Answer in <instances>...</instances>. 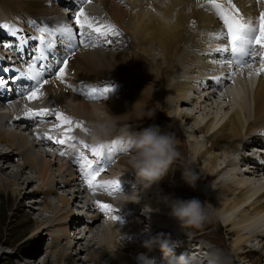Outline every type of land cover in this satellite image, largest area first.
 <instances>
[{
    "label": "bare ground",
    "instance_id": "6f19581e",
    "mask_svg": "<svg viewBox=\"0 0 264 264\" xmlns=\"http://www.w3.org/2000/svg\"><path fill=\"white\" fill-rule=\"evenodd\" d=\"M218 2L224 3L231 10V5L226 0ZM66 3L67 0H0V18L5 17L8 23H15L17 28L23 29L19 35L13 36L14 40L9 44L11 47L3 49V45H0L3 54L0 63L23 70L27 68L24 62L36 55L37 40L31 39L18 47L22 38H28L25 35L27 32L31 37L40 35L38 27L27 23V19L36 20L40 27L68 23L74 30H78L72 19V12L68 15L67 22L56 19V16L66 18ZM232 3L245 18L257 19L260 12L264 11V2L261 0H232ZM84 9L97 26L101 25L98 22L112 23L121 34L109 37L111 44L103 43L88 48L80 46L69 60L65 83L55 77H45L49 79V83L40 90L43 95L34 103L37 102L38 110L49 109L50 114L39 118L45 121L54 119L63 133L68 125H60L56 119L57 112L85 122L86 126L97 120L113 119L107 105L104 107L99 99L92 100L84 94L90 83L92 87L108 86L111 81L113 84L118 82L120 73L134 77L140 75L142 85L156 82L154 87L157 86L158 91L156 93L152 90L153 86L147 87L150 90L146 92L148 98L158 96L157 104L160 109H170L164 117L173 121L169 124L170 127L165 123L161 128L172 130L180 138L183 136L181 131L188 134L186 125L192 124L193 133L187 136L190 158L182 161V165L191 168L193 164L197 166L200 172L198 184L202 188L214 184L207 192L209 197L206 202L209 204L216 194L218 209L214 214L210 213V221L207 220L199 229L181 227L177 220L169 216L170 209L158 198L159 190L161 195L174 199L194 197L182 179L181 165L178 164L173 165L175 169L169 171L158 188L153 186L145 189L137 185L139 203L125 204L119 199L122 193L131 192L130 187H121L118 193L110 191V194L105 192L109 188L91 191L77 160L69 161V165L61 163V160L58 162L57 159L61 158L59 150L51 146L50 140L43 134L35 139L30 129L36 120L23 118V112L32 109L31 103L29 105L31 101L14 93L8 101L11 105L3 107L5 114L0 112V191L19 195L20 191L24 192L32 183L37 185L33 196L38 194L39 198L30 201L33 206L29 212L37 215V230H46L54 244H59L62 239L66 240L63 246L56 245L58 248L51 253L54 264H88L91 261L103 264L104 258L109 259L107 264H146L148 260L157 264L155 254L160 251L156 249L149 252L142 246L148 235L154 236L157 233L170 234L173 241H178L186 250L195 253L191 264H261L264 261V183L258 181L264 178V161L254 158V163L249 165L242 157L241 150L251 144L257 151L264 146V72L258 77L251 70L252 64L244 67L230 65L235 68L231 69L227 63L223 66L213 63V59L220 60V55L208 53L219 46L220 42H213L210 37L221 28L222 22L207 4V0H92V3L84 5ZM4 41L3 38L0 43ZM59 51L57 49V56ZM262 58L264 55L259 56L258 68L264 62ZM42 63L53 66V58L49 56ZM72 70H75L76 76L70 74ZM233 71L235 76L229 79L228 74ZM88 77L91 81H88ZM215 77L223 78L217 84ZM25 85L26 83L23 84ZM199 93L203 94L197 97ZM114 95L118 93L115 92ZM46 96L52 99L47 101L44 99ZM218 96L227 101L222 108L219 107L221 102H216ZM115 100L112 106L116 108L124 104L121 99ZM191 104L195 106L191 113L183 110ZM16 116L22 118L14 119ZM72 124L78 129L80 136L88 139L85 137V124L76 127L74 120ZM115 132L112 135L114 137L108 139L109 145L115 144L110 157L112 161L109 160L108 166L104 167L108 175L101 172L96 180L125 179L123 186L127 183L132 185L130 179L136 177V174L128 165V155H121L130 153L132 149L116 138L115 134L119 131ZM198 133L202 135L200 140L197 138ZM69 136L72 137L71 134ZM74 143L76 146V142ZM37 145H42L43 148L46 146L50 156L37 151ZM122 146L126 150H121ZM6 147L10 151H4ZM14 157L22 159L23 164L12 174H7V164ZM48 157L54 158V162L47 160ZM28 169L33 176L22 178ZM58 186L69 187L68 196L73 202L80 198L81 212L89 214L81 220L84 222L82 226L92 235L90 239L84 235L74 239L70 237V230L78 225L79 218L73 217L69 221L65 217L66 214L73 213L68 197L58 198L63 204L62 209L55 208L52 202L46 201L48 195L56 193ZM97 201L100 204H110L113 210L102 212ZM146 205L152 209L159 208L160 211L150 214ZM42 211L52 213L48 217ZM112 216H119L120 220H113ZM102 217L105 219L97 227ZM147 226L150 227V233L143 232ZM213 227L215 229L210 231ZM76 228L79 229L80 226ZM224 230L227 238L225 235L222 237ZM77 245H84L79 251L86 252L87 255L78 256L79 260L75 261L71 252ZM185 252L188 251L179 252L178 255H185Z\"/></svg>",
    "mask_w": 264,
    "mask_h": 264
},
{
    "label": "snow or ice",
    "instance_id": "6c2138e0",
    "mask_svg": "<svg viewBox=\"0 0 264 264\" xmlns=\"http://www.w3.org/2000/svg\"><path fill=\"white\" fill-rule=\"evenodd\" d=\"M227 4L231 5V10L225 7L224 3L218 2V0H207V4L211 6V9L215 11V14L222 22L221 28L212 34L210 39L213 42L219 41L220 44L214 49H211L208 53H219L220 60L213 59V63H219L223 66L225 63L229 65H235L236 67H244L252 62V58L256 52V45L260 48H264V11L260 12L257 19L252 17L245 18L240 15V10L236 7L232 0H226ZM264 2V0H261ZM92 3V0H67L64 5L73 13L72 19L75 22V26L78 30H74L71 24L65 23L58 26H37V21L34 19H27V23L38 27L39 36H32L28 38H22L20 40L21 45L27 44L29 40L34 39L38 41V45L35 48L36 55L31 56L27 63L26 69H17V76H13L10 79L17 80L23 78L26 81V85L20 91V95L25 96L29 101L39 99L43 93L40 91L44 85L49 83L48 77H55L61 83H65V77L68 75L67 69L69 67L70 58L75 55V52L80 46L85 48L97 47L103 43L111 44L112 41L109 37L120 36V31L117 26L112 23H105L97 26L92 18L85 12L84 5ZM195 23L194 21L192 22ZM3 24H0V28ZM8 30L11 35L16 36L19 32L23 31L22 28H17L15 23H8ZM5 47H11L9 44H5ZM57 49H59V55L57 56ZM53 58V66L43 64L44 60L48 57ZM264 59V58H262ZM10 69L5 68L7 72ZM264 72V64L258 70ZM235 76V72H230L228 78ZM223 77H215L217 84L221 82ZM6 85V80L3 76H0V87ZM68 87H72L68 85ZM115 85L112 81L108 86L104 87H90L87 88L84 94L87 98L92 100H98L101 98L107 99L109 94L113 93ZM80 91V89H77ZM50 114V110L42 108L38 111L32 109H26L23 112V118L29 120H37L39 117H45ZM22 117L16 116L14 119L20 120ZM56 119L60 122V125H69L65 129V138L55 140L58 145H64L68 140L73 139L66 134L72 131V119L65 116L61 112L56 113ZM76 127H81L80 123H77ZM87 131V129H85ZM37 138H40L39 135ZM47 139L52 140V136H46ZM75 146V145H73ZM84 148H89V145L84 144ZM115 144L112 145L102 144L91 148V153L95 158L94 161L88 160L86 156L77 157L78 163L81 164L83 178L88 185V188L95 192L98 188L113 190L120 189L119 181H100L97 182L96 177L104 171L102 166L105 152L107 151L108 157H111L114 151ZM51 150V149H50ZM121 150H126V147L122 146ZM60 155H65L63 150L60 151ZM95 164V166H94ZM102 212H111L112 206L110 204H100L97 201ZM113 220H120L119 216H112Z\"/></svg>",
    "mask_w": 264,
    "mask_h": 264
},
{
    "label": "rangeland",
    "instance_id": "374dc122",
    "mask_svg": "<svg viewBox=\"0 0 264 264\" xmlns=\"http://www.w3.org/2000/svg\"><path fill=\"white\" fill-rule=\"evenodd\" d=\"M0 35H1V32H0ZM28 37H30V36L28 35ZM3 38L4 37H2V40H3ZM71 72H70V74H72V76H76L75 70H72ZM120 75L121 76L119 77L118 82L117 83L114 82V85H115L114 92L109 94V97L107 99H105V98H103L101 100L99 99V102L102 103V105L104 107H106L105 105L108 106L106 108L111 111V115L113 116V119L115 120L116 131H119V132H117V134H115L116 138H118L120 136L121 129H129V130H133V131H138V130H140L144 127H148L149 125H152V124L159 125L160 127H162L165 123L166 124L168 123V126H169V124H172V122H173L172 120H167L164 117V114L165 113L168 114L170 112V109H168V110H166V108H164L163 110L160 109V107L157 104L158 103V96H155L154 98L150 99V98H148L149 95L146 93L147 91H150L149 89H147V87H149V86H153L152 90H154L157 93L158 87L157 86L154 87L156 82L153 84H151V82H148L149 84L147 83V84L142 85V81H140V79H139L140 75H137L136 77H134L133 75L125 74V73L124 74L120 73ZM122 78H125V79H122ZM88 79H89L88 81H91V79L89 77H88ZM99 83H101V81ZM91 85L92 84L90 83L89 88L92 87ZM132 86H140V87L133 88ZM101 87H104V86H101ZM225 88H226V86H224V89ZM115 92H117L118 95H114ZM201 94H203V93H199V95H197V97L201 96ZM116 98H117V101L119 99H121L122 102L124 103L123 105H121V107L119 106V108L112 106L113 103L116 101L115 100ZM44 99L45 100L47 99V101H50L52 98H50L49 96L48 97L46 96ZM113 100H115V101H113ZM89 101H91V100H89ZM34 102H35V100L29 102V105H30V103L32 105V103H34ZM216 102H221L220 106H219L220 108L224 107V105L227 103L226 100H224L223 98H221L219 96L216 97ZM110 103H112V104H110ZM36 104H37V102H36ZM6 108H8V107L6 106ZM194 108H195L194 104H191L190 107H184L183 110L186 111L187 113H191L194 110ZM4 111L6 112L5 108H4ZM71 119L76 121V123H80L81 125L85 124V126H86L85 122H82L80 120L78 121V119H73V118H71ZM117 119L119 121H117ZM120 120H123V121H120ZM51 122H54V120H51ZM68 127H69V125H68ZM71 127L74 130L76 129L74 124H72ZM86 127L88 128V126H86ZM8 129H10V128H8ZM165 129H168V128H165ZM185 129H186V132L188 134L193 133V128H192L191 123H188L186 125ZM13 130L17 131L14 128H13ZM74 130H72V131H74ZM77 130L78 129H76L74 132L71 131L72 133L69 132L73 138L72 141H70V145H68V146L63 145L61 148H63L64 150L67 149V154H69L68 155L69 157H73V155H72V154H74L73 152H79V153L81 152V154L83 153V155H85V156L87 155L86 157L90 158V153H91L90 150L95 145H92V143H89L90 139H89L88 135L85 136L86 138L88 137V139H85L82 136H80V134ZM168 130H170V129H168ZM170 131H172V130H170ZM69 133H67V134H69ZM114 133H116V132H114ZM181 133L183 136H181L180 138L177 137L179 142H180L178 145L179 151L181 152V158L176 163L178 165H182L183 164L182 161L188 160L190 158V155H189V152L187 149V143H188L187 136H188V134L186 135L182 131H181ZM75 135L77 137H75ZM112 137H114V136H112ZM76 138H77V140H76ZM116 138L114 139V141H116ZM197 138H198V140H200L202 138V135L200 133H198ZM74 142H76V144H77L76 146H72V145H75ZM83 144L89 145V148H87V149L84 148ZM107 144L109 145V141L107 142ZM251 145L250 146L248 145L247 148H245L244 150H241L242 157H244L246 159V163H249V165L254 163V161L252 159H254V158L257 159V157H258V156H256V154L248 155L247 152H250V147L252 148ZM183 146H185L184 147L185 149L183 148ZM36 149L38 151V150H40V147H37ZM82 150H84V151H82ZM4 151H10V148L6 147ZM68 152H70V153H68ZM106 152H105L104 158L107 157L106 159H109V157L107 156L108 154ZM122 152L120 151V153H122ZM128 153H122L121 155L126 156V155H128ZM47 160L54 162L55 159L48 157ZM61 160H62V161H60L61 163H63V161L66 162L65 156H62ZM115 160H117V159L115 158ZM57 161L59 162V160H57ZM110 161H112V159H110ZM221 162H223V160H221ZM20 164L21 165L23 164L22 159L14 157L13 160L7 164V166L9 168L6 169V173L12 174V172H14L15 170H17L19 168ZM102 166L106 167L104 164ZM56 168H58V167L56 166ZM193 168L199 173V176H200V172L198 171L197 166H195L193 164ZM240 168L243 170L242 166ZM54 169H55V167H54ZM102 173H103V175L105 174V176L108 175V171H105V169H104V172H102ZM32 176H33V173L28 169V170H26V174H24V176H22V178L25 179V178H30ZM132 181H134V182H132ZM260 181L264 183V178L260 179L258 182H260ZM119 182H120V185L123 186L125 183V179H121V180H119ZM130 182L132 185H133V183H136V177L133 176L132 179H130ZM132 185H130V189L132 188ZM36 186L37 185L34 183H32L30 186H27L25 188L24 192L20 191L21 192V194L19 193V195H21L20 197H19V195H14L13 192L7 193L4 190L0 191V264H54V261L51 257V253L56 248H58L59 246L60 247L63 246L66 242L65 239H62L59 242V244H54V242L48 236V233H46L47 232L46 230H37V227H38V225L36 223L37 222V215H35V213L34 214L29 213L32 206H33V204L30 201L37 200L39 198L38 194L33 196L34 188H36ZM213 187H214V184H209L208 186H205V188H202L201 184H198V181H197V186L195 189H192L190 187L188 189L190 192H192V194L195 198H198L199 200L204 202V201H206V198L209 197V194H207V192L209 191V188H213ZM65 188L58 186L56 189V193L48 195L46 197V201L48 203L52 202L51 204L53 207L62 209L63 204L59 201L58 198L62 197V196L68 197V199L71 201L70 209L73 213L71 214V212H70V213L66 214L65 217H67L69 221L72 220L73 217L79 218L77 226H80V228L77 229L76 228L77 226L75 225L74 228H72L70 230V237L74 239L78 236L84 235V236H86V238L90 239L92 237V235L89 231L87 232L85 230V228L82 226V224L84 222L81 220V218L85 219V217L89 216V214L87 212H81L82 209L80 208L81 207L80 198L78 201L73 202L72 198L70 196H68V191H69L68 188L69 187H65ZM43 203H44V200H43ZM78 205H80V206H78ZM207 205H208V208L210 210V213L214 214L216 212V209H218V205H219L218 196H216V194L213 195L212 201ZM142 211H144V209H142ZM64 212L66 213V210H64ZM51 213H52V211H50V212L42 211V214L44 216H48V217L51 215ZM104 219L105 218L102 217V220H100V222H98L97 227L102 225V223H103L102 221ZM208 221H210V217H209ZM212 221H213V219H211V222ZM220 226L222 227L221 223H220ZM211 229L212 230H210V231H213L215 229V227H213ZM79 233H81V234H79ZM168 235H170V234H168ZM224 235L227 238V234H226L225 230L223 232L222 237ZM135 243H138V242L135 241ZM80 247L84 248L85 246L83 245V247H82L80 245H77L75 248L74 247L72 248L71 254L73 255L75 261L79 260L78 256L83 257V256L87 255L86 252H83V251L80 252L79 251ZM184 248L185 247H183V245L181 244L174 249V252H178V253L180 252L181 253L184 251H190V250H186V248L185 249ZM80 253H81V255H80ZM108 262H109V259L104 258L103 264H107ZM88 264H95V263H93L91 261ZM261 264H264V261Z\"/></svg>",
    "mask_w": 264,
    "mask_h": 264
},
{
    "label": "clouds",
    "instance_id": "9594fccd",
    "mask_svg": "<svg viewBox=\"0 0 264 264\" xmlns=\"http://www.w3.org/2000/svg\"><path fill=\"white\" fill-rule=\"evenodd\" d=\"M116 130L114 119H104L90 122L87 128V135L91 143L95 146L107 144L109 137ZM118 139L124 142L132 151L128 154V165L135 172L137 183L132 185L130 193H122L119 199L126 203H139L137 185L142 188L150 189L157 186L168 175L170 170H174L176 164L181 158L179 151V140L174 132L168 129H162L159 125L152 124L138 131L122 129ZM181 176L183 181L192 189L197 186L200 179L199 173L191 167L181 165ZM160 202L165 204L170 212V217L177 220L181 227H192L199 229L209 219L210 210L207 202H202L198 198L179 199L167 195H161L159 190ZM150 214L159 212L160 209H152L146 205ZM144 233H150V227L143 230ZM142 246L149 252L158 249L163 254L165 264H191L188 256L175 255L174 249L179 246L178 241H173L171 236L164 233L148 235V238L142 242ZM146 264H152L148 260Z\"/></svg>",
    "mask_w": 264,
    "mask_h": 264
}]
</instances>
